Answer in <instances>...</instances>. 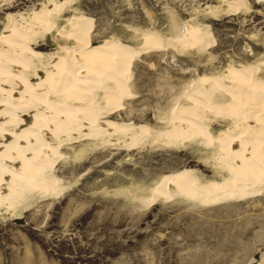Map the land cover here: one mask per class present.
Returning <instances> with one entry per match:
<instances>
[{
    "label": "rangeland",
    "instance_id": "1",
    "mask_svg": "<svg viewBox=\"0 0 264 264\" xmlns=\"http://www.w3.org/2000/svg\"><path fill=\"white\" fill-rule=\"evenodd\" d=\"M244 1L236 8L231 0H72L57 27L79 14L92 45L115 39L134 52L128 96L120 108H95V118L143 125L149 132L127 147L121 133L98 136L96 143L83 138L73 143L80 155L64 141V157L53 165L60 190L37 193L20 215L1 212L0 264H264V188L216 204L181 195L140 200L163 176L183 169L203 179L220 177L199 138L165 145L161 133L175 123L171 110L184 103L194 80L230 65H254V78L264 79L258 63L264 55V0ZM49 2L0 0V35L10 15L20 19ZM190 25L208 30L205 47L173 41L176 27ZM37 31V51L67 44L56 30ZM145 32L157 34L161 45L142 49ZM92 99L105 104L99 93ZM232 121L207 113L206 124L215 130ZM102 139L112 140L101 146Z\"/></svg>",
    "mask_w": 264,
    "mask_h": 264
},
{
    "label": "bare ground",
    "instance_id": "2",
    "mask_svg": "<svg viewBox=\"0 0 264 264\" xmlns=\"http://www.w3.org/2000/svg\"><path fill=\"white\" fill-rule=\"evenodd\" d=\"M231 1L236 8L245 3ZM71 2L50 0L28 16L10 15V25L0 35V214H19L37 193L60 190L53 165L64 157V141L78 153L73 143L83 138L121 133L125 146H132L149 132L143 125L131 128L95 118V108L100 112L120 108L128 96L127 75L134 52L115 39L92 45L79 14L57 27ZM37 29L44 35L56 30V38L67 44L51 53L37 51L33 48L40 34ZM175 30L173 41L181 45L207 44L208 30L199 26ZM141 37L142 49L161 45L155 33ZM258 63L264 66V55ZM254 70V65H230L222 73L194 80L184 103L171 110L175 123L160 134L165 145L199 138L209 150L207 161L220 177L203 179L189 169L173 172L159 179L141 201L181 195L216 204L253 196L264 188V79L254 78ZM94 93L102 96L104 105L94 104ZM207 113L233 121L215 130L206 124ZM111 140L102 139L100 144Z\"/></svg>",
    "mask_w": 264,
    "mask_h": 264
}]
</instances>
